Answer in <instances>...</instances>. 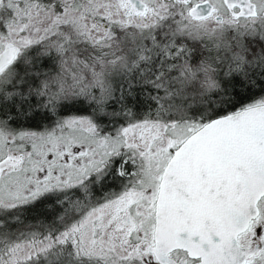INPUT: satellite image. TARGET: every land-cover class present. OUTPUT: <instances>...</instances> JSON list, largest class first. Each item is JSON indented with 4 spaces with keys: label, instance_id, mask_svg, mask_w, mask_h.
I'll return each instance as SVG.
<instances>
[{
    "label": "snow or ice",
    "instance_id": "obj_1",
    "mask_svg": "<svg viewBox=\"0 0 264 264\" xmlns=\"http://www.w3.org/2000/svg\"><path fill=\"white\" fill-rule=\"evenodd\" d=\"M0 264H264V0H0Z\"/></svg>",
    "mask_w": 264,
    "mask_h": 264
}]
</instances>
